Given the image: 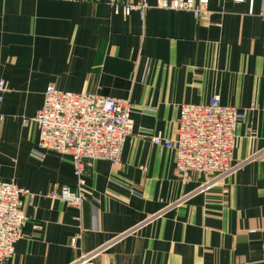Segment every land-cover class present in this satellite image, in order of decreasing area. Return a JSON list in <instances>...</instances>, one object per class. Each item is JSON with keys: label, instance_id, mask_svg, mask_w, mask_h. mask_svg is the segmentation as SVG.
I'll return each mask as SVG.
<instances>
[{"label": "crops", "instance_id": "obj_1", "mask_svg": "<svg viewBox=\"0 0 264 264\" xmlns=\"http://www.w3.org/2000/svg\"><path fill=\"white\" fill-rule=\"evenodd\" d=\"M140 0H0V180L21 198L26 224L6 264H264V0H208L195 21L146 0L143 17L114 6ZM128 100L133 130L119 164L84 175L79 208L56 199L75 186L70 159L38 155L24 126L44 91ZM212 96L237 109L231 172L211 178L175 170L180 107ZM79 236L75 246L71 240Z\"/></svg>", "mask_w": 264, "mask_h": 264}, {"label": "built area", "instance_id": "obj_2", "mask_svg": "<svg viewBox=\"0 0 264 264\" xmlns=\"http://www.w3.org/2000/svg\"><path fill=\"white\" fill-rule=\"evenodd\" d=\"M124 17L132 11L143 17L149 8L146 0L137 4L114 6ZM161 10L190 12L195 21L209 14L208 0H157ZM4 82L0 81V91ZM1 99V97H0ZM128 100L98 96L91 93L63 92L53 85L44 91L43 105L33 118L38 131L37 154L53 152L70 159L75 186H60L54 197L60 202L79 208L86 201L84 175L95 161L119 164L126 139L131 135L133 122ZM243 114L220 104L217 96L206 104H183L180 107L177 132L174 138L160 135L150 142L174 151L175 170L181 178L190 174L211 178L205 187L226 177L232 170V148L237 124ZM30 195L14 182L0 180V264H6L14 254L26 224L21 198ZM79 236L71 240L75 246ZM95 253L82 254L71 264H95Z\"/></svg>", "mask_w": 264, "mask_h": 264}]
</instances>
